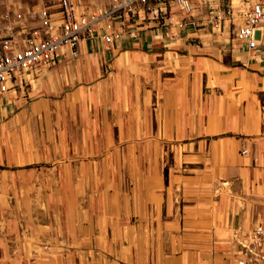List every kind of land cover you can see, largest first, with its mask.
<instances>
[{"label": "crops", "instance_id": "1", "mask_svg": "<svg viewBox=\"0 0 264 264\" xmlns=\"http://www.w3.org/2000/svg\"><path fill=\"white\" fill-rule=\"evenodd\" d=\"M151 25L0 98V264H235L264 225V45Z\"/></svg>", "mask_w": 264, "mask_h": 264}, {"label": "built area", "instance_id": "2", "mask_svg": "<svg viewBox=\"0 0 264 264\" xmlns=\"http://www.w3.org/2000/svg\"><path fill=\"white\" fill-rule=\"evenodd\" d=\"M0 22V98L25 75L54 65L60 55L76 57L83 39L114 45L135 38L151 22L155 34L174 41L181 32L220 31L258 51L264 45V0H121L90 9L74 0L9 5ZM235 264H264V225L234 231Z\"/></svg>", "mask_w": 264, "mask_h": 264}, {"label": "rangeland", "instance_id": "3", "mask_svg": "<svg viewBox=\"0 0 264 264\" xmlns=\"http://www.w3.org/2000/svg\"><path fill=\"white\" fill-rule=\"evenodd\" d=\"M40 0H0V19L1 15L7 10L9 5H35ZM76 4L90 9H109L113 4L121 0H74ZM44 4H52L55 0H42ZM1 22V20H0ZM26 76V75H25ZM27 77V76H26Z\"/></svg>", "mask_w": 264, "mask_h": 264}]
</instances>
